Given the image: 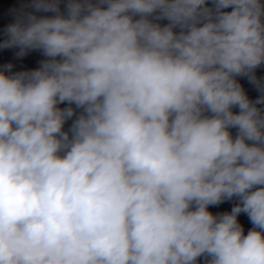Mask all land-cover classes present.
Listing matches in <instances>:
<instances>
[{
	"label": "clouds",
	"instance_id": "clouds-1",
	"mask_svg": "<svg viewBox=\"0 0 264 264\" xmlns=\"http://www.w3.org/2000/svg\"><path fill=\"white\" fill-rule=\"evenodd\" d=\"M3 35L45 59L0 64V264H264V0H30Z\"/></svg>",
	"mask_w": 264,
	"mask_h": 264
}]
</instances>
